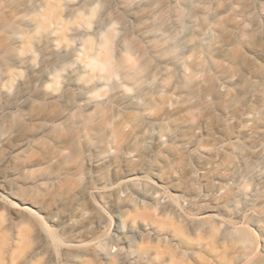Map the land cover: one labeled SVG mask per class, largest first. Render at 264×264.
I'll return each instance as SVG.
<instances>
[{"label":"rangeland","instance_id":"1","mask_svg":"<svg viewBox=\"0 0 264 264\" xmlns=\"http://www.w3.org/2000/svg\"><path fill=\"white\" fill-rule=\"evenodd\" d=\"M261 7L0 0V264H264V108L244 121L200 85L161 113L206 25L263 32Z\"/></svg>","mask_w":264,"mask_h":264},{"label":"bare ground","instance_id":"2","mask_svg":"<svg viewBox=\"0 0 264 264\" xmlns=\"http://www.w3.org/2000/svg\"><path fill=\"white\" fill-rule=\"evenodd\" d=\"M261 15L264 18L262 7ZM215 23L217 22L212 20L206 25L203 31L204 38L195 41L190 46L189 54L178 63L177 76L169 85L171 94L167 101H163L161 113L176 110L181 101H193L198 95L197 88L201 85L205 91L201 96L202 100L205 101L208 96L220 99L222 108L230 114L236 113V116L244 121H255L257 113L264 108V70L260 63L264 62V46L261 44L264 31L259 32L255 22L245 29L241 22L235 19L232 22L234 29L229 33H223ZM212 52H215L216 56H213ZM247 52L250 55H247ZM126 53L132 55L131 49L127 48ZM98 62L99 69L106 68L107 64L104 61ZM120 66L121 62L107 67L106 79L112 73L118 72ZM128 68L129 71L123 73L121 78L125 83L135 85L137 99L147 100L144 91L137 84L140 79V67L131 63ZM210 69L218 73L219 78L216 82L209 75ZM231 84L244 95L247 104L243 108L237 104L235 97L227 88ZM102 116L105 117L104 114ZM91 119L87 117V122ZM247 132L245 130V133ZM262 137L264 138V132Z\"/></svg>","mask_w":264,"mask_h":264}]
</instances>
